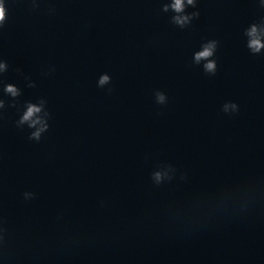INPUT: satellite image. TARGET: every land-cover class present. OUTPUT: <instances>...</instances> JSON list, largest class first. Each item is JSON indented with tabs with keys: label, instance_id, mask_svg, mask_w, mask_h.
<instances>
[{
	"label": "water",
	"instance_id": "water-1",
	"mask_svg": "<svg viewBox=\"0 0 264 264\" xmlns=\"http://www.w3.org/2000/svg\"><path fill=\"white\" fill-rule=\"evenodd\" d=\"M170 3L4 0L0 264H264V4Z\"/></svg>",
	"mask_w": 264,
	"mask_h": 264
},
{
	"label": "clouds",
	"instance_id": "clouds-1",
	"mask_svg": "<svg viewBox=\"0 0 264 264\" xmlns=\"http://www.w3.org/2000/svg\"><path fill=\"white\" fill-rule=\"evenodd\" d=\"M196 2L197 0H171L170 4H165L163 7L165 11H167L169 8L173 9L176 13V15H174L172 18L173 21L183 26L189 23L194 16L199 15L198 12L186 13L184 11L187 5H192L193 7H195ZM261 4H264V0H261ZM5 15L6 10L4 6V0H0V25L3 24ZM246 34L249 37L248 47L252 50V52H259L262 48H264V26L253 23L249 26L248 29H246ZM216 46V40H209L202 45L199 51H196L194 53V58L197 63L200 62L201 59H204L206 61L204 64L205 71L214 72L216 69V61L214 59H207L214 54ZM7 66L8 65L5 60H0V72L5 71ZM108 80L109 76L107 74H104L100 77L99 83L104 84ZM4 91L11 94L12 96H16L19 93V89L16 87V85L11 83H8L4 86ZM157 98L162 102L165 97L163 93H157ZM3 106L4 101L0 99V108H2ZM228 107L229 105L226 104L225 109L227 110ZM231 107L235 108L236 105L232 104ZM41 108L42 104H34L29 102L18 121L19 124L27 122L29 127L39 125L38 127H35V131L31 133V136L37 139L39 138L40 133L47 128V124L44 118L37 115V113L41 111ZM159 175V173H156L157 178H159Z\"/></svg>",
	"mask_w": 264,
	"mask_h": 264
}]
</instances>
